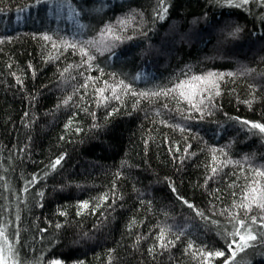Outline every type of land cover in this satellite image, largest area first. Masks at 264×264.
I'll return each instance as SVG.
<instances>
[{
	"label": "trees",
	"instance_id": "trees-1",
	"mask_svg": "<svg viewBox=\"0 0 264 264\" xmlns=\"http://www.w3.org/2000/svg\"><path fill=\"white\" fill-rule=\"evenodd\" d=\"M66 1L0 29V264H264V0Z\"/></svg>",
	"mask_w": 264,
	"mask_h": 264
},
{
	"label": "rangeland",
	"instance_id": "rangeland-1",
	"mask_svg": "<svg viewBox=\"0 0 264 264\" xmlns=\"http://www.w3.org/2000/svg\"><path fill=\"white\" fill-rule=\"evenodd\" d=\"M57 1L58 0L53 1L52 4L50 5L47 4L48 5L47 7L41 6L37 10H36L37 7L34 6V7H28L27 9H25V11H22V12L18 11L15 13V16H13L12 23H5L4 27L0 26V29L11 30V29H16V28H25V27H31V26L32 27L39 26V27H44V28H48L49 26L51 29L53 28L58 29V27H60L61 25L60 23H66L65 26H63L62 28H66V29L70 28V29H74L77 33L79 32L83 33V31L85 30L83 27V21L81 20L80 16H78L75 12L70 11L72 6L71 7L69 6L70 5L69 1H66V0H61L59 2ZM101 1L102 0H98L97 2H94L96 5V8L98 7V11H99L98 13L103 12L104 10H107L108 8H110L109 6L105 4H100L102 3ZM63 2L64 4H62ZM118 2H120V0ZM90 8L91 7L87 9V12L89 11ZM87 12L85 11V13ZM90 16H92L94 20L100 17L99 14L94 13V12L91 13ZM40 22H44V23L41 24ZM136 72L137 71L131 73L132 75L131 77L134 78V80H137L138 82L146 83L147 80L153 79L151 77V74L150 75L146 74L143 76L139 72H138L139 74L136 75Z\"/></svg>",
	"mask_w": 264,
	"mask_h": 264
},
{
	"label": "snow or ice",
	"instance_id": "snow-or-ice-1",
	"mask_svg": "<svg viewBox=\"0 0 264 264\" xmlns=\"http://www.w3.org/2000/svg\"><path fill=\"white\" fill-rule=\"evenodd\" d=\"M247 2H248V0H241V4H237L236 6H242V4L247 3ZM237 31H239V29H237ZM44 39H50V38L44 37ZM210 75H214V74H210ZM195 79L200 80L199 77H196ZM245 123H248V122H245ZM251 127L258 129L261 133H264V125H262V124L253 123V124H251ZM55 163L59 164L60 160L59 159L56 160ZM253 191H255V189H253ZM86 206L87 205H84V207H86ZM189 207H192V205H189ZM241 207H246V206L241 205ZM258 207L264 208V204L258 205ZM253 223H255V221H253ZM261 226L264 227V225H261ZM243 227H244V223H243V221H240L239 222V228H243ZM239 228L237 229V231H235L233 233L234 236L239 237V242L232 241L231 244L229 245L228 251L230 253L231 259L235 258L237 251H243L245 248L251 247L252 245L249 244V241H254L256 239V236L252 234L251 229H245V233L241 234V232L239 231ZM212 255H215L217 257H223L225 255V253L222 251L215 252L214 254L208 253V256H212ZM56 264H59V262H56ZM225 264H231V260H226Z\"/></svg>",
	"mask_w": 264,
	"mask_h": 264
}]
</instances>
